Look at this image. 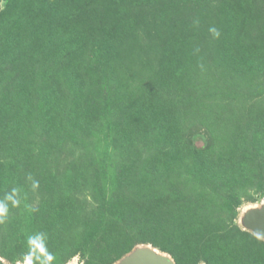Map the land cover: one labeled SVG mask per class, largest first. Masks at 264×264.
<instances>
[{"label":"rangeland","instance_id":"rangeland-1","mask_svg":"<svg viewBox=\"0 0 264 264\" xmlns=\"http://www.w3.org/2000/svg\"><path fill=\"white\" fill-rule=\"evenodd\" d=\"M262 207L264 0H0V264H264Z\"/></svg>","mask_w":264,"mask_h":264},{"label":"water","instance_id":"water-1","mask_svg":"<svg viewBox=\"0 0 264 264\" xmlns=\"http://www.w3.org/2000/svg\"><path fill=\"white\" fill-rule=\"evenodd\" d=\"M246 228L264 239V207L249 211L245 218ZM120 264H174L168 257L150 248H140L126 256Z\"/></svg>","mask_w":264,"mask_h":264},{"label":"clouds","instance_id":"clouds-1","mask_svg":"<svg viewBox=\"0 0 264 264\" xmlns=\"http://www.w3.org/2000/svg\"><path fill=\"white\" fill-rule=\"evenodd\" d=\"M211 31H212L213 33H215V34L218 35V32L216 31V29H211ZM41 251L43 252V249H41ZM47 259L50 261V260L52 259V257L49 255V256L47 257ZM27 264H32L31 260H28V261H27Z\"/></svg>","mask_w":264,"mask_h":264},{"label":"bare ground","instance_id":"bare-ground-1","mask_svg":"<svg viewBox=\"0 0 264 264\" xmlns=\"http://www.w3.org/2000/svg\"><path fill=\"white\" fill-rule=\"evenodd\" d=\"M149 248V247H148ZM153 251H155V250H153ZM156 252V251H155Z\"/></svg>","mask_w":264,"mask_h":264}]
</instances>
